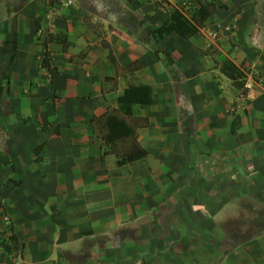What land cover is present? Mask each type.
I'll return each mask as SVG.
<instances>
[{"label":"crops","instance_id":"1","mask_svg":"<svg viewBox=\"0 0 264 264\" xmlns=\"http://www.w3.org/2000/svg\"><path fill=\"white\" fill-rule=\"evenodd\" d=\"M188 1L0 0V66L17 36L0 94V264L14 247V264H264V0H195L217 6L199 37L147 35ZM110 54L143 61L132 78L152 88L136 107L146 154L122 167L93 123L130 85Z\"/></svg>","mask_w":264,"mask_h":264},{"label":"trees","instance_id":"2","mask_svg":"<svg viewBox=\"0 0 264 264\" xmlns=\"http://www.w3.org/2000/svg\"><path fill=\"white\" fill-rule=\"evenodd\" d=\"M216 8L217 6L215 3L200 5L190 17H187L179 11H173L161 27L154 31H147V35L154 41H161L173 33L186 37H199L201 29L205 26L207 19ZM16 49L17 36L16 31L14 30L13 40L8 42L4 47V54L9 56V60L3 64V66H0V94H3L9 86V72L14 61ZM110 59L117 69L121 70L122 73L128 77L130 85L124 90L122 95L118 97L117 108L110 109L101 117L95 118L93 123L103 133L105 144L108 148L105 155H115L117 157L116 165L122 167L128 161L137 159L146 154V152L139 146L136 135L139 127H145L148 125V120L136 114V107H144L152 103V88L149 85L138 84L133 81L132 77L135 72L145 66L143 61H135L125 68H120L112 54H110ZM167 59L170 61L169 55H167ZM219 65L221 72L232 81L236 88L242 89L244 92L245 90L247 91L245 87L247 72L245 70L236 66L229 59L224 60ZM42 67L51 71L48 52L44 55ZM110 82L116 84V78H108L106 80V83ZM235 120L238 122L239 118L236 117ZM115 124L127 128L128 134H113L112 131ZM234 131L235 130H232V132ZM118 141L122 142L120 143ZM14 183L15 182L9 181L5 185L9 186ZM2 247H6L10 250L6 245H2Z\"/></svg>","mask_w":264,"mask_h":264},{"label":"built area","instance_id":"3","mask_svg":"<svg viewBox=\"0 0 264 264\" xmlns=\"http://www.w3.org/2000/svg\"><path fill=\"white\" fill-rule=\"evenodd\" d=\"M58 1L61 2V6H63L64 8L70 7L71 5H73L74 2V0H58ZM163 6L167 8L166 5ZM198 8L199 6L195 0H189L188 2L182 4L181 6L174 7L173 11H179L185 14L187 17H190ZM43 19L48 26L49 29L48 31H53L56 28L55 8L53 6L49 7ZM245 87L248 88V90L251 89L249 85H246ZM20 256H21V248L14 247L9 257V259L12 260V263L10 264H14L17 262V260H20Z\"/></svg>","mask_w":264,"mask_h":264},{"label":"rangeland","instance_id":"4","mask_svg":"<svg viewBox=\"0 0 264 264\" xmlns=\"http://www.w3.org/2000/svg\"><path fill=\"white\" fill-rule=\"evenodd\" d=\"M248 89V88H247ZM117 127V126H116ZM119 129L121 130L120 132H122V130H124V126H120ZM3 243V244H2ZM5 243L0 239V246L4 245Z\"/></svg>","mask_w":264,"mask_h":264}]
</instances>
